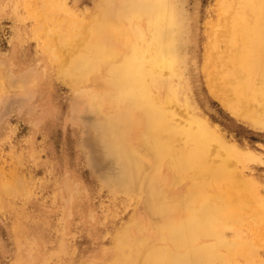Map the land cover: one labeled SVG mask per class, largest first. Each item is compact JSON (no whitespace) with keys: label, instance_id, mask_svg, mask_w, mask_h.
I'll list each match as a JSON object with an SVG mask.
<instances>
[{"label":"bare ground","instance_id":"6f19581e","mask_svg":"<svg viewBox=\"0 0 264 264\" xmlns=\"http://www.w3.org/2000/svg\"><path fill=\"white\" fill-rule=\"evenodd\" d=\"M62 1L44 0L40 13L48 35L66 28L53 43L68 55L57 53L60 75L75 87L103 74L89 102L111 108L118 147L140 173L130 198L143 214L119 229L98 264H264V238H239V224H264V198L237 166L252 155L229 143L180 86L193 40L174 1ZM218 8L204 44L206 85L238 120L264 130V0H219Z\"/></svg>","mask_w":264,"mask_h":264},{"label":"rangeland","instance_id":"374dc122","mask_svg":"<svg viewBox=\"0 0 264 264\" xmlns=\"http://www.w3.org/2000/svg\"><path fill=\"white\" fill-rule=\"evenodd\" d=\"M43 1L0 0V264H98L119 229L143 214L130 198L140 192V173L118 147L111 108L96 111L89 102L92 91L101 92L103 74L75 87L60 75L57 53L68 55L63 46L56 53L54 44L67 32L46 33ZM81 1L67 0L72 7ZM173 1L193 40L183 52L186 79L180 86L188 87L189 102L229 143L252 155L237 166L262 199L264 130L238 120L205 82L204 44L217 28L219 0ZM139 136L133 135L137 143ZM253 224L238 225L241 241L263 240L264 224Z\"/></svg>","mask_w":264,"mask_h":264}]
</instances>
